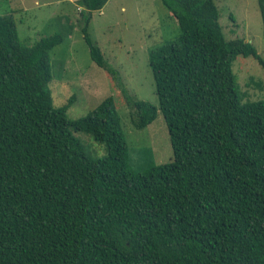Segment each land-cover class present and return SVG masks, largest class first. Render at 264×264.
<instances>
[{
	"label": "trees",
	"instance_id": "16d2710c",
	"mask_svg": "<svg viewBox=\"0 0 264 264\" xmlns=\"http://www.w3.org/2000/svg\"><path fill=\"white\" fill-rule=\"evenodd\" d=\"M90 58L107 68L88 33ZM178 36L148 51L158 104L124 93L130 122L162 113L172 158L135 169L112 95L70 119L54 106L53 33L22 42L0 14V264H264V99L242 101L232 62L264 58L227 39L214 0H160ZM264 34V0H257ZM109 72V71H108ZM73 131L104 143L89 156Z\"/></svg>",
	"mask_w": 264,
	"mask_h": 264
},
{
	"label": "rangeland",
	"instance_id": "374dc122",
	"mask_svg": "<svg viewBox=\"0 0 264 264\" xmlns=\"http://www.w3.org/2000/svg\"><path fill=\"white\" fill-rule=\"evenodd\" d=\"M219 23L227 39L244 38L264 58V34L257 0H214ZM85 11L79 0H0V14H11L19 38L34 44L53 33L62 36L50 55L49 89L54 106H63L70 119L88 115L105 97L112 95L126 135L132 167L162 163L172 158L169 133L158 111L144 128L130 122L124 102L127 92L133 99L158 104L154 81L147 61L148 51L178 36L177 21L160 0H107L99 10L91 11L88 33L101 48L107 68L97 65L89 55L81 27ZM232 70L237 93L242 101L264 99V69L253 57L236 56ZM91 157L106 154L103 142L90 134L73 131ZM139 151L146 152L141 157Z\"/></svg>",
	"mask_w": 264,
	"mask_h": 264
},
{
	"label": "crops",
	"instance_id": "0c3cea01",
	"mask_svg": "<svg viewBox=\"0 0 264 264\" xmlns=\"http://www.w3.org/2000/svg\"><path fill=\"white\" fill-rule=\"evenodd\" d=\"M129 151V150H128ZM143 155H146V152H144V151H139V152H137L136 153V156H138V157H141V156H143ZM129 161H130V163H131V165H132V161H131V159H130V156H129ZM151 163H153L152 161H151ZM150 163V164H151ZM147 163L145 162L144 164H143V166L144 165H146Z\"/></svg>",
	"mask_w": 264,
	"mask_h": 264
}]
</instances>
